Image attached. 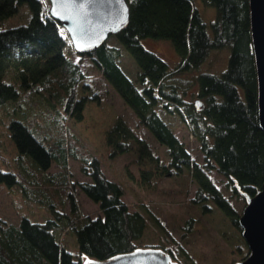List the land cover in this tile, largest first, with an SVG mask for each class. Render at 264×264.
Masks as SVG:
<instances>
[{
    "label": "trees",
    "instance_id": "1",
    "mask_svg": "<svg viewBox=\"0 0 264 264\" xmlns=\"http://www.w3.org/2000/svg\"><path fill=\"white\" fill-rule=\"evenodd\" d=\"M198 1L216 10L214 20H206ZM127 2V27L80 54L67 30L50 15L49 0H0V108L13 102L24 112L23 119L9 123L16 158L6 163L7 171H0V183L19 187L32 203L47 209L48 217L33 221L25 215L17 222L0 218V264H83L85 254L104 259L141 247L161 248L181 264L188 257L169 224L145 202L131 206L124 185L105 174L101 158L69 127V120H83L89 99L78 97L80 86L88 89V76L72 53L93 62L153 136L155 141L148 132L149 137L137 134L122 117L104 131L108 159L132 158L138 183L147 192L157 191L164 178L176 177L188 196L192 184L198 185L191 203L202 214L213 215L214 204L225 210L224 196L199 176L201 166L165 114L188 126L200 144L203 168L223 175L234 195L241 196L233 180L251 196L262 187L264 130L249 0ZM22 13L24 21L8 26V20ZM144 39L170 42L177 60L170 64L146 47ZM225 49V70L202 69L212 52ZM125 52L135 64L134 76L123 66ZM194 86L197 96L192 100L188 91ZM70 160L83 164L81 171L90 181L74 180ZM54 165L60 170L52 172ZM78 190L99 206L97 216L83 214ZM196 223L189 219L185 229L192 231ZM229 223L238 231L232 250L243 259L248 247L239 217L232 216ZM70 234L80 235L77 252L64 240Z\"/></svg>",
    "mask_w": 264,
    "mask_h": 264
},
{
    "label": "rangeland",
    "instance_id": "2",
    "mask_svg": "<svg viewBox=\"0 0 264 264\" xmlns=\"http://www.w3.org/2000/svg\"><path fill=\"white\" fill-rule=\"evenodd\" d=\"M198 6L208 22L215 19L216 10L214 8L203 7L199 1ZM15 17L8 20V22H11L8 26L18 25L17 23H20V19L22 21L26 19L24 13L19 18ZM154 41L144 39L143 43L146 47L161 55L170 64L177 60V55L174 53L175 51L170 42ZM71 57L75 62L81 64L88 76L84 81L88 89L84 90L83 86H80L78 97L87 96L89 99L84 108L83 120L81 122L69 120L67 123L71 130L83 140L87 148L101 158L102 169L105 174L110 179L124 185L126 201L131 206L139 202L147 203L152 211L160 215L169 224L174 237L182 241L183 248L188 253V257L184 260L185 264H234L240 261L242 258L232 250L238 231L233 229L229 220L232 216L240 217L243 214L245 201L241 196L233 194L227 179L223 175L216 170L211 172L203 168L204 156L200 151V144L192 135L188 126L182 123L177 116L163 115L165 119L167 118L170 121L174 127L175 134L184 142L185 146L192 152L195 161L202 167H200L199 176L206 178L215 185L224 196L223 204L225 210L221 206L214 204L215 213L213 215L205 216L191 203V199L198 190L197 184H192L191 193L188 196L184 187H182L183 183H181L180 179L176 177L164 178L159 184L157 191L147 192L138 183V167L133 163L132 158L124 155L113 160L108 159L104 144V131L116 118H124L134 128L135 132L141 136L149 137L150 135L152 139L153 136L146 129L149 133L148 135L145 129L139 125V120L135 113L118 96L114 88L102 79L93 62L89 59L81 61L80 57L74 53H72ZM228 57V49L214 51L202 66V69L220 73L227 67ZM122 63L128 74L134 76L136 67L126 52ZM188 92L193 96L192 100H194L197 96V87L194 86ZM93 96H97L98 99H90ZM23 118L24 112L13 102L0 108V156L2 157L0 158V171H7L6 163H14L16 158L9 137V123L13 119L21 120ZM151 138L149 141L153 142L154 139L152 140ZM70 164L74 180L81 182L90 181L81 171L82 163L70 160ZM59 170L56 165L51 169L52 172ZM78 201L84 215L97 216L99 214V206L91 202L79 190ZM46 211L47 209L37 203H32L19 187H10L6 183H0V218L10 222H17L20 216L26 215L33 221H45L48 218ZM66 211L69 212V209H66ZM191 218L196 220L197 223L193 230L189 231L185 229V225ZM64 240L69 244L73 252L79 250L81 244L79 234L64 235ZM94 258H100V256L95 255Z\"/></svg>",
    "mask_w": 264,
    "mask_h": 264
},
{
    "label": "water",
    "instance_id": "3",
    "mask_svg": "<svg viewBox=\"0 0 264 264\" xmlns=\"http://www.w3.org/2000/svg\"><path fill=\"white\" fill-rule=\"evenodd\" d=\"M50 15L67 30L77 53L99 48L111 35L127 27V0H49ZM252 47L258 79V115L264 130V0H249ZM246 205L239 217L247 255L234 264H264V182L251 196L233 180ZM83 264H181L161 248L141 247L109 258L85 254Z\"/></svg>",
    "mask_w": 264,
    "mask_h": 264
}]
</instances>
